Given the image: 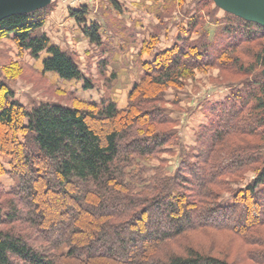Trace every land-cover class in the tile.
Here are the masks:
<instances>
[{"label":"trees","instance_id":"1","mask_svg":"<svg viewBox=\"0 0 264 264\" xmlns=\"http://www.w3.org/2000/svg\"><path fill=\"white\" fill-rule=\"evenodd\" d=\"M186 1L163 6L179 9ZM190 1L187 37L143 64L122 109L112 101L27 109L13 99L0 71V155L10 166L8 172L0 164V176L18 181L0 192V264H232L179 242L207 230L256 247L242 259L264 264L258 234L264 230V26L228 12L216 18L208 11L219 9L212 0ZM107 2L121 11L116 0ZM49 8L3 18L0 40H11L35 60L44 53L43 73L92 89L73 56L39 33ZM68 14L91 45L102 46L101 26L87 24L85 6ZM205 17L213 31L204 27ZM206 68L247 80L226 100L207 105V124L198 127L194 147L184 148L160 107L162 93ZM176 145L181 159L173 175L159 161L147 177L141 164ZM247 173L253 178L238 186ZM223 193L230 205L222 203Z\"/></svg>","mask_w":264,"mask_h":264},{"label":"rangeland","instance_id":"2","mask_svg":"<svg viewBox=\"0 0 264 264\" xmlns=\"http://www.w3.org/2000/svg\"><path fill=\"white\" fill-rule=\"evenodd\" d=\"M116 1L121 7L119 13L112 9L107 0H40L26 8L24 11L44 4L50 6L39 33L45 34L52 44L73 56L84 76L92 82L93 88L86 91L82 82H67L55 74L43 73L41 59L45 56L44 53L40 59L35 60L27 52L20 53L11 40L2 39L0 71L5 83L13 91V99L27 109L39 103L75 107V101L96 105L112 101L119 109L124 108L133 85L144 74L143 64L152 62L156 53L180 44V37H187L185 30L188 19L194 13V3L187 0L178 9L172 3L165 8L163 3L166 0ZM83 6L88 11L87 24L96 21L101 26L103 43L100 47L91 45L75 21L69 17L70 9ZM208 11L216 18H223L225 9H215L211 5ZM205 21L204 27L213 31L215 26L207 22V17ZM210 37L215 39L213 35ZM153 39L156 41L153 49L149 51L148 46ZM191 39H198V36L193 34ZM250 47L258 49L256 45ZM237 55L245 60L243 55L236 54V57ZM101 63H105V66ZM5 72L6 76L3 74ZM245 80L247 78L244 76H232L219 68H206L194 71L192 77L181 80L178 85L166 87L162 93L164 102L160 107L175 122L174 127L179 138L177 144L184 148L194 147L198 127L207 124V105L226 100L233 90L241 89V82ZM146 86L145 84L142 88H148ZM249 142L258 143L254 140ZM169 151L159 154L157 160L151 159L141 164L146 169L147 177L154 174V169L160 166L159 161H164L162 167L166 174L173 175L181 159L178 145ZM0 164L5 171H10L7 156L0 155ZM252 178L253 174L247 173L238 186H244ZM17 184V178L13 175L0 176L1 193L9 192ZM221 200L224 205L231 204L226 193H223ZM258 234L264 238V230H259ZM179 242L199 247L212 256L225 258L232 264H255L249 260L243 261L242 258L256 247H248L241 239L228 233L199 231L187 234ZM171 247L179 252L181 245L175 243Z\"/></svg>","mask_w":264,"mask_h":264},{"label":"water","instance_id":"3","mask_svg":"<svg viewBox=\"0 0 264 264\" xmlns=\"http://www.w3.org/2000/svg\"><path fill=\"white\" fill-rule=\"evenodd\" d=\"M40 0H0V20L14 14L29 13L46 7L40 5L29 11L26 8ZM218 8L223 7L225 12L231 13L246 21L264 26V0H212Z\"/></svg>","mask_w":264,"mask_h":264}]
</instances>
